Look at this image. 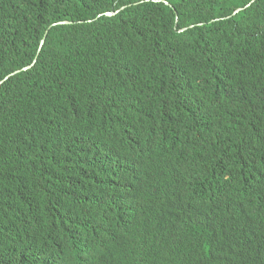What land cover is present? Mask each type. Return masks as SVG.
<instances>
[{
  "label": "trees",
  "instance_id": "16d2710c",
  "mask_svg": "<svg viewBox=\"0 0 264 264\" xmlns=\"http://www.w3.org/2000/svg\"><path fill=\"white\" fill-rule=\"evenodd\" d=\"M88 150L116 192L147 184L155 225L58 209ZM14 217L62 227L61 264L106 235L155 251L115 262L264 264V0H0V264H45L44 235L7 253Z\"/></svg>",
  "mask_w": 264,
  "mask_h": 264
},
{
  "label": "clouds",
  "instance_id": "9594fccd",
  "mask_svg": "<svg viewBox=\"0 0 264 264\" xmlns=\"http://www.w3.org/2000/svg\"><path fill=\"white\" fill-rule=\"evenodd\" d=\"M128 148L132 149L130 146H128ZM95 153L96 152L93 153L91 150H88L81 156L83 167L82 173L84 175L83 184L69 186L70 190L67 193L62 191L61 197L63 198V201L57 205L58 209L72 210L73 212L71 214L87 215L86 209L95 207V204H90L89 201H94L95 203L100 201V204L107 205V209L112 212V215L110 217H106L105 220H113L118 215H121L126 224L132 223V227L128 228V236L136 232L133 229V227L136 226L135 221L147 210L148 212L146 216L150 217L149 224L155 225L163 215L162 211L165 208V205L154 208L150 204V190L147 184L145 187H142L140 190H136L134 192H116L110 167H108L107 170L109 180L104 183L106 179L105 172L101 170V167L109 162L95 156ZM87 157H89V160H86ZM89 161H94L95 164L90 165ZM102 183H104L102 188L91 189V187ZM83 195L84 198H82ZM35 220L26 221L14 217V226L16 230L21 232L19 234L20 240L13 242V247L10 248L7 253L23 254L30 248L26 247L24 244L27 237L41 236L42 238L44 235L50 239H42L40 243L35 244L34 249L28 254L41 258L45 264H61L62 261L58 257L57 252L55 251L56 253H54V251H50L49 244L58 241L63 232V228L49 224L42 226V221L35 225ZM205 222L208 227L207 229L213 230V223L207 221ZM106 238L111 241V244L106 250V256L102 258V262L99 264H132L127 262H115V258L117 255H124L131 258H150L155 252L153 251L151 242L138 247L139 242L130 243L127 241L125 243L119 237L114 238L113 236L108 235H106ZM132 239L140 240V236ZM231 239H233V233L228 234V241Z\"/></svg>",
  "mask_w": 264,
  "mask_h": 264
},
{
  "label": "water",
  "instance_id": "95a60500",
  "mask_svg": "<svg viewBox=\"0 0 264 264\" xmlns=\"http://www.w3.org/2000/svg\"><path fill=\"white\" fill-rule=\"evenodd\" d=\"M107 15H111V13H107ZM66 22L60 23V24H65Z\"/></svg>",
  "mask_w": 264,
  "mask_h": 264
}]
</instances>
